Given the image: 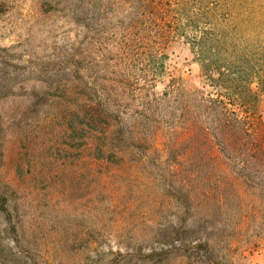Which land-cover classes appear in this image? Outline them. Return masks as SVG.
I'll list each match as a JSON object with an SVG mask.
<instances>
[{"label":"rangeland","instance_id":"374dc122","mask_svg":"<svg viewBox=\"0 0 264 264\" xmlns=\"http://www.w3.org/2000/svg\"><path fill=\"white\" fill-rule=\"evenodd\" d=\"M231 1L230 10L262 16L253 26L264 43V0ZM159 2L151 13L141 0H96L88 11L79 0H0V178L16 225L0 213V264H115L118 251L168 249L179 236L213 238L234 264H264V197L198 153L172 155V77L207 86L172 28V0ZM96 79L157 150L97 160L82 148L80 112ZM251 88L264 128V66ZM178 180L183 192L172 188Z\"/></svg>","mask_w":264,"mask_h":264},{"label":"trees","instance_id":"16d2710c","mask_svg":"<svg viewBox=\"0 0 264 264\" xmlns=\"http://www.w3.org/2000/svg\"><path fill=\"white\" fill-rule=\"evenodd\" d=\"M79 1L86 11L96 2ZM159 3L163 4L164 0ZM140 5L148 7L151 13L158 12L156 6L159 5L154 0H141ZM229 5H233L231 0H172V10L176 13L172 15V28L188 39L207 86L202 90L187 89L172 77V155L175 153L187 160L198 153L213 160L225 174V179L238 188L252 186L263 198L264 128L258 114V97L251 88L252 80L264 66V43L254 38L256 30L253 26L261 22L262 16L230 10ZM63 53L64 56L74 54L70 48ZM154 63L155 73L163 63L161 60ZM72 65L76 63L72 62ZM5 79L0 78V98L7 94V90L1 91L2 87H8ZM72 79H68V86L72 85ZM94 84L98 85L95 86V98L80 112L83 119L77 127L82 148L91 151L97 160L124 158L137 151L147 155L157 150V141L149 132L135 121L125 119L123 112L106 100L107 86L110 97L114 87L99 79ZM2 129L0 123V162ZM176 183V186L172 185L174 191L183 192L185 183L181 180ZM9 187L0 178V213L15 229L7 193ZM169 247L147 252L118 251L114 263L165 264L172 257V264H234L225 253L218 252L213 238L184 239L179 236ZM27 264L40 263L32 257L28 258Z\"/></svg>","mask_w":264,"mask_h":264}]
</instances>
